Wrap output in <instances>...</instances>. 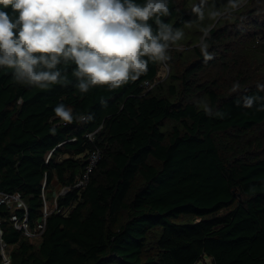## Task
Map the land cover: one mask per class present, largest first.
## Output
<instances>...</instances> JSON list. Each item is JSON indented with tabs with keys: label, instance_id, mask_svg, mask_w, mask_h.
<instances>
[{
	"label": "trees",
	"instance_id": "obj_1",
	"mask_svg": "<svg viewBox=\"0 0 264 264\" xmlns=\"http://www.w3.org/2000/svg\"><path fill=\"white\" fill-rule=\"evenodd\" d=\"M167 3L170 15L161 19L181 29L200 0L191 7L190 0ZM243 12L248 25L220 32L226 25L220 20L211 29L212 59L196 47L192 64L181 75L169 74L182 87L145 90L143 82H156L162 64L151 60L138 80L84 94L75 87L74 65L67 69L70 84L47 89L17 84L11 69H0V191L20 193L34 222L44 206L43 182L47 190L55 180L71 187L34 243L0 207L13 264H199L206 258L264 264V99L251 108L242 100L264 97L258 89L264 75L239 68L236 92L231 85L219 92L214 78L199 77L220 62L233 72L240 56L226 55L233 49L229 40L243 43L249 31L264 35V0H246L229 16ZM61 103L72 109V123L55 116ZM203 103L223 116L206 114ZM81 115L93 119L81 122ZM95 148L102 156L88 184L75 187Z\"/></svg>",
	"mask_w": 264,
	"mask_h": 264
},
{
	"label": "clouds",
	"instance_id": "obj_2",
	"mask_svg": "<svg viewBox=\"0 0 264 264\" xmlns=\"http://www.w3.org/2000/svg\"><path fill=\"white\" fill-rule=\"evenodd\" d=\"M227 3L232 10L242 6L241 0ZM205 6L206 0H200L192 7L200 22ZM9 7L11 12L5 11ZM168 15L167 0H145L143 4L135 0H0V69H11L17 84L47 89L70 84L67 69L74 65L71 75L82 94L95 86L117 89L147 73L149 60L170 59L166 53L184 33L161 19ZM223 15L214 10L209 18ZM154 17L155 27L149 23ZM210 31L211 27L203 30L198 45L205 60L212 59L207 51ZM239 88L234 83L232 91ZM258 89L264 91V84ZM261 99L245 96L243 106L251 108ZM202 107L208 115L223 116L213 113L207 103ZM54 112L64 122L74 120L72 109L63 103ZM78 119L87 122L93 117Z\"/></svg>",
	"mask_w": 264,
	"mask_h": 264
},
{
	"label": "rangeland",
	"instance_id": "obj_3",
	"mask_svg": "<svg viewBox=\"0 0 264 264\" xmlns=\"http://www.w3.org/2000/svg\"><path fill=\"white\" fill-rule=\"evenodd\" d=\"M241 2L243 5L246 0H241ZM193 4L194 0H190L189 7H191ZM214 10H218L222 13H225V15L216 19H210L209 13ZM231 11L232 9L229 8L227 0H208L206 6L204 7L203 22L198 21L195 15L188 18L185 21L183 27L180 29L184 33L183 37L175 44H172L168 52L166 53V55H168L170 59L166 62H162L160 71L158 73V78L155 82L153 89L159 84H164L165 88L167 89L169 83H176L178 87H182V81L176 77H169V74L176 73L178 75H181L182 72H184V70L192 64V60L195 58L193 56V54H195V48L197 47L201 51L198 45L200 44L201 36L204 29H207L209 27H211L212 29L214 26H217L216 24L220 20H223L224 25L226 23V25L220 29V32L223 31V29L227 28H229V31L231 32L235 28H240L244 24L248 25L247 13H236L234 16L230 17L229 12ZM189 22H191L190 26H188ZM256 40L257 38L253 37L251 31L247 32V34L244 36L243 43H240L239 41H237V39L235 41L229 40L233 49H231V52L227 53L226 55L228 57H233L239 54V64L237 66L232 65L233 72L225 70L222 67L223 64H221V62L218 65L207 67L199 75L201 81L207 80L208 78H214L213 80L218 83L219 89L217 90L219 92H224L228 90V86H233V77L235 76L239 68H248L250 66V70H257V73L259 75H264V53L263 51H260L263 48L261 46L258 47L259 44H257ZM261 43H264V41H262ZM223 47V45L220 47L218 46L220 53L224 51ZM214 51L215 49L210 51L209 53L212 54V52ZM170 65L172 66L171 68ZM230 92H233L232 89H230ZM56 186H58V188H56ZM62 189L63 187L61 185H55V187H53L54 193L51 195L48 194V198L54 199V197L61 193ZM199 264H212V260L211 258H206Z\"/></svg>",
	"mask_w": 264,
	"mask_h": 264
},
{
	"label": "built area",
	"instance_id": "obj_4",
	"mask_svg": "<svg viewBox=\"0 0 264 264\" xmlns=\"http://www.w3.org/2000/svg\"><path fill=\"white\" fill-rule=\"evenodd\" d=\"M257 44L264 41V35L257 37ZM155 82L151 80H146L143 82V87L145 90H150L154 87ZM93 138V134H89ZM102 156V151L99 148H95L91 151L88 156V162L85 166L84 171L77 179L74 184L75 187L84 188L90 179V175L94 168L97 166L100 158ZM71 187H63L61 193L54 197V199L48 198V190L46 189V181L43 182L42 186V197L44 200V206L42 214L34 222L31 221L29 209L26 201L21 196L20 193L14 192L9 193L5 191H0V207H6L10 210L8 220L11 222L14 228H16L22 238H27L30 242L39 241L46 230L48 216L54 211L58 210V197L67 193ZM4 218L0 215V264H13L12 257V244L8 243L4 237L5 230L3 227Z\"/></svg>",
	"mask_w": 264,
	"mask_h": 264
},
{
	"label": "crops",
	"instance_id": "obj_5",
	"mask_svg": "<svg viewBox=\"0 0 264 264\" xmlns=\"http://www.w3.org/2000/svg\"><path fill=\"white\" fill-rule=\"evenodd\" d=\"M58 183H57V181L55 180L54 181V187H55V185H57ZM59 185V184H58ZM56 188H58V186H56ZM49 190H50V192H51V194H53L54 193V190L52 189V188H49ZM50 194V195H51ZM53 196V195H52Z\"/></svg>",
	"mask_w": 264,
	"mask_h": 264
}]
</instances>
